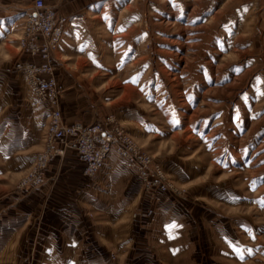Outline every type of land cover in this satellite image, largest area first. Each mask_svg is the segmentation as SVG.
Wrapping results in <instances>:
<instances>
[{"label": "rangeland", "instance_id": "374dc122", "mask_svg": "<svg viewBox=\"0 0 264 264\" xmlns=\"http://www.w3.org/2000/svg\"><path fill=\"white\" fill-rule=\"evenodd\" d=\"M68 15L62 111L75 100L90 122L114 118L178 191L122 194L103 224L88 205L99 194L82 196L70 228L45 184L23 187L50 108L24 68L26 19L0 27V264H264V0H93Z\"/></svg>", "mask_w": 264, "mask_h": 264}, {"label": "built area", "instance_id": "2783aa9c", "mask_svg": "<svg viewBox=\"0 0 264 264\" xmlns=\"http://www.w3.org/2000/svg\"><path fill=\"white\" fill-rule=\"evenodd\" d=\"M70 15L47 0H33L23 24L19 47L31 56L24 65L33 92L47 103L50 114L46 125L44 147L22 180L29 189L41 188L47 171L57 156L76 149L89 178L104 172L108 160L117 156L139 177L147 191H178L161 163L138 144L132 134L111 118L109 122H67L61 108L63 89L57 79L54 54L70 22Z\"/></svg>", "mask_w": 264, "mask_h": 264}, {"label": "crops", "instance_id": "0c3cea01", "mask_svg": "<svg viewBox=\"0 0 264 264\" xmlns=\"http://www.w3.org/2000/svg\"><path fill=\"white\" fill-rule=\"evenodd\" d=\"M47 1L51 3L60 0ZM91 1L93 0H68L70 11H67V13L78 12ZM32 2L33 0H0V25H2L0 27L6 28L8 34L12 33L13 26L27 18L28 8ZM65 93L67 97H71L72 89L68 88ZM70 110L72 114L71 116L67 115L65 118L67 122L83 121L91 123L86 114L83 113V108L77 105L75 100L63 103V112H70ZM83 170L84 163L80 160L76 149L70 148L65 155L57 156L52 162L46 174V183L42 187V191L54 193L58 196L56 198L60 202L56 206H58L62 218L71 219V222L65 220V223H68L66 225H69L70 228L78 224L76 219L80 210L77 203L83 202L82 196L87 197L88 194L93 193L99 194L98 198L91 197L88 205L93 208L90 209V214H93V219L90 218L91 221L103 224L109 222L106 219L110 214L116 219L115 223L119 221L120 215H122L121 210L124 208L122 194H127L131 198L134 197L133 201L136 205L140 201H145L149 193L153 194L155 192L145 190L138 175L115 155L108 160L107 169L93 178L85 176ZM121 179H127L124 181L127 183L120 185L119 181ZM78 194H80L79 198H77ZM111 194H114V197L108 202V196L106 195ZM142 213L139 215H144ZM77 231L78 229L71 230L72 233Z\"/></svg>", "mask_w": 264, "mask_h": 264}, {"label": "snow or ice", "instance_id": "6c2138e0", "mask_svg": "<svg viewBox=\"0 0 264 264\" xmlns=\"http://www.w3.org/2000/svg\"><path fill=\"white\" fill-rule=\"evenodd\" d=\"M197 19H199V17H197ZM2 26V25H0ZM133 83L136 82L135 79H133L132 81ZM261 95H264V93H261ZM239 117L237 116V119ZM171 123L173 124V126H176L179 124V121L176 119L175 115L173 114V118H172V121ZM172 227H178V225H173ZM233 247V250L240 256L241 259H244V256H245V253H248V254H251L252 253V249H241L240 247L236 246L235 244L232 245Z\"/></svg>", "mask_w": 264, "mask_h": 264}]
</instances>
